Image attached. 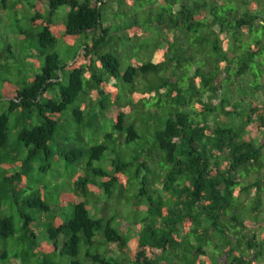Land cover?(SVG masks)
Wrapping results in <instances>:
<instances>
[{
  "label": "trees",
  "instance_id": "trees-1",
  "mask_svg": "<svg viewBox=\"0 0 264 264\" xmlns=\"http://www.w3.org/2000/svg\"><path fill=\"white\" fill-rule=\"evenodd\" d=\"M0 264H264V0H0Z\"/></svg>",
  "mask_w": 264,
  "mask_h": 264
},
{
  "label": "rangeland",
  "instance_id": "rangeland-1",
  "mask_svg": "<svg viewBox=\"0 0 264 264\" xmlns=\"http://www.w3.org/2000/svg\"><path fill=\"white\" fill-rule=\"evenodd\" d=\"M5 29H7V28H5ZM19 57L20 58H23V57H25V51H19ZM23 67V66H22ZM5 75V73H2V75L1 76H4ZM233 95L231 96V97H236V93L234 92V93H232ZM109 122L108 121H106L105 123H104V127H105V129H108L109 128ZM245 133H244V138H247V137H251V138H255V139H258V140H260L261 138H262V136L256 131V129H255V127L253 126V125H249V126H245ZM104 158H108V154L106 155V154H104L103 155V157H102V160L101 161H103V159ZM98 164V162L97 161H94V166H98L97 165ZM86 167V166H85ZM54 181H56V182H60V183H62V182H64V183H66V182H68L69 181V177L68 176H65V177H63V178H59V179H57V180H54ZM51 182V181H50ZM63 189H65V190H68V186H66V185H64L63 186ZM10 211L11 210H8L7 211V213L8 214H10ZM30 212V211H29ZM69 212H71V206H69L66 210H65V213H69ZM32 214V213H31ZM110 249H112V250H114L115 249V246H113V245H110V247H109Z\"/></svg>",
  "mask_w": 264,
  "mask_h": 264
}]
</instances>
